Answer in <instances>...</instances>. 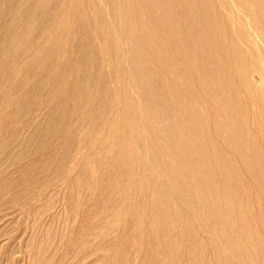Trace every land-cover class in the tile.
<instances>
[{
  "label": "bare ground",
  "instance_id": "1",
  "mask_svg": "<svg viewBox=\"0 0 264 264\" xmlns=\"http://www.w3.org/2000/svg\"><path fill=\"white\" fill-rule=\"evenodd\" d=\"M3 2H8L6 10L0 5L1 17L6 15L0 44L4 83L33 101L29 92L39 85L35 82L43 70L47 73L43 82L53 87L57 100L54 111L46 110L44 127L51 139L37 142L41 126L37 120L27 133L22 126L17 137L13 134L18 140H12V150L9 142L0 143L12 167L49 142L52 153L49 174L32 189L27 183H0L1 204H14L3 209L5 215L19 210L36 228L53 208V187L41 199L53 185V134L67 137L85 117L108 113L101 131H125L128 165L140 167L136 174L130 172V188L121 194V206L128 214L134 212L139 227L159 230L164 237H151L144 264H264L256 250L264 247V236L257 233L264 230V0ZM70 76L74 80L68 81ZM109 78L112 85L106 87ZM20 94L3 95L4 107L14 106L9 111L12 117L27 109L17 101ZM69 97L73 113L83 105L79 121L62 125L61 116V125H53V113L61 114ZM99 140L93 137L89 150ZM68 159L65 149L56 156L54 169ZM39 161L28 159L18 168L19 175L25 177ZM244 177L255 185L248 197L238 188ZM132 187H138V197ZM2 189H9L6 195ZM69 204L73 211L79 209L74 202ZM121 206L109 209L112 223H119ZM19 217H12L10 226ZM50 217L48 232L53 227ZM107 222L98 223L100 228L85 222L88 231L79 236L97 231L96 242L75 248L69 262L62 256L57 263L131 264L135 244L128 236L122 242L121 234L104 237ZM187 224L206 238L201 247L209 244L214 261L206 262L204 252L194 247ZM163 225L167 232L161 230ZM139 227L133 232L142 249L144 232ZM33 241L26 244L32 253L29 260L46 263L50 240Z\"/></svg>",
  "mask_w": 264,
  "mask_h": 264
},
{
  "label": "rangeland",
  "instance_id": "2",
  "mask_svg": "<svg viewBox=\"0 0 264 264\" xmlns=\"http://www.w3.org/2000/svg\"><path fill=\"white\" fill-rule=\"evenodd\" d=\"M2 1L4 0H0V5L2 4L5 9L8 6V2L2 3ZM5 16L2 15L1 17L0 15V44L3 42V31L6 29V27L4 28V21L6 19ZM20 59L21 55H18L17 60L19 61ZM104 68V71L106 72L108 67L105 65ZM41 72V80L39 82H35L39 83V85L35 86L29 92L30 99H32L31 96H34L33 101L27 100L17 90L12 88L7 83H4L5 76L0 73V84L2 83L0 87V110H5V112H0V143L3 144L4 142H9L10 144L8 145L10 150H12V146H10L12 145V140H18L14 139L13 134L17 133L15 136L17 137L20 132L19 128L22 126L23 129H21V131L25 130V133H27L37 120H39V123L41 124L38 130H36L37 142L40 144L42 138H52V135L48 134V130L45 129L44 124L48 123L46 117L49 113L46 112V110L48 108L51 110L53 105L57 104V100L52 97V94L54 95L53 87L47 82H43L47 73L43 70H41L40 73ZM31 74L32 73L28 76L30 77ZM71 78L74 80L71 76L68 77L67 80L69 81ZM111 85L112 79L109 78V80L107 79L106 87H110ZM5 94H12L15 96H19L20 94L21 96L17 98V101L22 105L23 103L26 104L27 109H22L20 113L14 117L10 116L9 111L12 110L14 106L6 105V107H4L5 105L4 103L2 104V99ZM77 106L80 105L77 104ZM81 109H83V105ZM80 110L78 113L72 112V103L69 97L67 105L61 111L62 113H53V125L57 126L62 124L71 126L72 124L77 123L83 111ZM96 111L97 108L92 109L93 113ZM61 116L63 117V120L61 124H59L58 122ZM90 116L93 117H85L80 124L77 123L75 131L70 133L67 137L63 134H53V180H51L53 185L46 188L42 195V197L44 195L46 196V192L48 193V190L53 187V208H50V212L48 211L47 213L45 212L46 214L44 213L43 217H41V219L37 222L36 228L33 229V225L30 223L32 222L31 217L19 214V210H14L11 215H5V211L3 209L14 206V204H6L4 202L1 204L0 202V233L2 231L4 232L0 235V264H59L57 262H60L63 258L62 256H65L63 259L64 261L67 259L69 262L71 259L70 255L75 248H79L82 245L89 247L93 242H96L94 235H96L97 231H94L90 237L79 236L82 235L81 233L88 231V227H83L85 222L87 224L86 226L89 227L93 225V222L94 224L97 223L98 228H100L101 225L98 223L102 220H106V222H108L102 230L104 237L118 238V235L121 234L122 236H119L122 237L123 242L127 241L128 236L129 242L131 241V244H135V250H133L135 254L132 253L133 256L131 257V264H144V260L148 252V244L153 240L151 237L159 238L160 240L164 238L162 236V232L159 230L157 232H153L149 228L143 227L142 224L139 227V223L135 220L136 216L134 212L128 214L124 207L121 206L123 205L121 194L130 188L128 187V183H131L129 180V177L131 176L130 172L136 174L137 170L140 168H138L137 164L132 165L131 167L128 165V155L125 149V145L127 143L125 131L122 129L117 131L115 130L114 132H109V129L101 131V127L103 126L102 123L106 122L109 118L108 113H106L103 117L98 118H94V114ZM93 125L95 129L90 127ZM119 127H121V125ZM101 133L103 134L101 135ZM96 136H98L100 140L98 144L89 150L87 147L88 143ZM50 143L51 142L43 147L41 145L39 149H37V152H32L27 159H23L19 166L16 167L8 165V153L5 154L3 149L0 148V183H27V187H31L30 189L33 188L35 183H42V180L46 179L49 174L46 168L50 162H52ZM65 149L68 152L69 159L66 161L67 163L65 165L56 171L54 169L56 156L61 153L63 154V150ZM28 159H39L40 161L35 166L33 164L31 168L27 169L25 177L20 176L18 168L24 167V163H27ZM5 177H10L12 181L9 179L7 181V178ZM244 181L245 183L243 184L238 183V188L246 196L249 191L254 192L251 188L255 189V185L253 183H248V179L246 177H244ZM131 189L133 190L132 193L134 196L138 197V187H132ZM8 190H4L3 195H6ZM108 195L111 196V199H106ZM42 197L41 199H44V197ZM139 197V200L142 201V197ZM71 201L74 202L79 209L73 211L69 204ZM116 204L122 207L123 214L121 215L119 223H112L109 209ZM92 205L97 206L93 212L89 210V207ZM81 207L86 208L84 212L81 211ZM18 215L20 217L19 219H16L17 223L14 224L15 227L10 226L14 223L12 221V217L15 219V217L18 218ZM51 215H53V227L50 232H48L46 227L47 223L52 218L50 217ZM184 217H186V215ZM17 226H20L21 228ZM135 226L139 227V231L143 228L142 232H144L143 239L145 246L142 249L140 247V237L133 232V230H135ZM186 226L190 235L195 238V244L193 243L194 247L204 252L205 261H214L212 248L209 247V244L201 247V243L208 242L206 238L201 236L199 232L196 234L193 226L190 224H187ZM96 228L97 227L95 226L94 229L96 230ZM98 228L97 230H99ZM160 228L162 231L167 232L168 227H166V225H163ZM7 231L12 232L8 233ZM28 233L30 235H28ZM257 233H261L262 236H264V230L260 232L257 231ZM29 236L30 240H28ZM222 237L225 236L223 235ZM31 239H34L33 244L36 242L50 240L47 253L48 258H50L48 260L49 262L47 261L44 263L41 261L37 262L29 260L32 257V253L28 252L26 244H28ZM88 241H90V243ZM24 248H26V250ZM256 250L257 253L264 257V247L262 250ZM101 252H103V254H107L106 249H103ZM165 254L166 253H161L159 255L162 257L165 256ZM79 257L80 259L81 257H84V253ZM64 263H67V261ZM100 264L104 263L101 262Z\"/></svg>",
  "mask_w": 264,
  "mask_h": 264
}]
</instances>
